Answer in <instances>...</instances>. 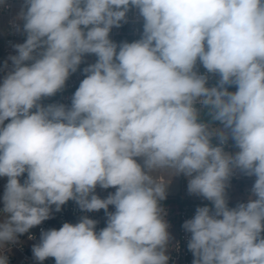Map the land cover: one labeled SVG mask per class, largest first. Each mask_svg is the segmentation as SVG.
I'll list each match as a JSON object with an SVG mask.
<instances>
[{
	"label": "clouds",
	"instance_id": "9594fccd",
	"mask_svg": "<svg viewBox=\"0 0 264 264\" xmlns=\"http://www.w3.org/2000/svg\"><path fill=\"white\" fill-rule=\"evenodd\" d=\"M130 8L141 37L117 44ZM19 19L26 39L0 82V264L70 200L103 209L106 226L82 216L41 230L36 261L168 264L161 201L178 175L211 204L182 224L192 264H264V0H23ZM86 55L71 105H44ZM236 172L255 180L229 207Z\"/></svg>",
	"mask_w": 264,
	"mask_h": 264
},
{
	"label": "built area",
	"instance_id": "2783aa9c",
	"mask_svg": "<svg viewBox=\"0 0 264 264\" xmlns=\"http://www.w3.org/2000/svg\"><path fill=\"white\" fill-rule=\"evenodd\" d=\"M23 0H6V3L0 4V82L6 72L3 70L4 62L10 55H16L12 45L23 43L26 35L15 30L16 25L22 29L23 22L19 19V13ZM143 31V20L139 16L138 10L130 8L127 13V22L122 23L119 28H113L110 33V38L117 44L127 41L133 42L140 39ZM96 57L94 55H86L84 61L79 66L76 73L70 75L66 81L65 87L55 96L42 100L44 105L50 103H63L66 106L71 105V97L75 90L79 87L82 79L85 78L83 68L88 64L94 63ZM11 67V61H8ZM201 72L205 70L201 67ZM216 78L210 79V84L215 83ZM235 87H229V91H235ZM204 119H210L207 116ZM8 121H5L7 123ZM231 144V141L229 142ZM23 182V176L20 178ZM255 177H246L239 172H236L231 180L230 186L227 188V197L229 207H234L238 202H245L248 199L249 190L254 183ZM162 181V180H161ZM7 183V177H0V209L3 208L2 196L4 186ZM108 189H102L99 186L96 189L97 195L106 194ZM211 206L210 202L203 197L199 198H183V200L175 205L173 218L177 227V236L169 245L167 254L170 259L168 264H192L193 254L187 248V241L190 234L186 233L182 224L185 220L194 216L198 206ZM82 216H88L96 220L97 231L106 226V215L103 210L96 212L82 211L74 201H68L62 206L61 211L56 212L53 206L52 218L42 222L41 225L33 227L28 233L19 235L17 242L5 245L2 249L4 255L8 258V264H55L52 257L45 259L43 262H38L33 257L32 246L39 242L41 230L59 229L63 223H77ZM29 237H32L31 239Z\"/></svg>",
	"mask_w": 264,
	"mask_h": 264
},
{
	"label": "rangeland",
	"instance_id": "374dc122",
	"mask_svg": "<svg viewBox=\"0 0 264 264\" xmlns=\"http://www.w3.org/2000/svg\"><path fill=\"white\" fill-rule=\"evenodd\" d=\"M226 151H235L234 147H228L226 146L225 148ZM170 173H161L160 174V179L163 182H167L170 179ZM109 193L100 195V197L106 198L107 195ZM181 196L182 198H199V196L196 195H191L189 194L188 190H187V178L184 177L183 175H178V176H174L171 181L170 184L168 186L167 189V194H166V199H171L174 198L176 196ZM162 207L166 210V220L170 225L169 231L171 234V241L170 244L175 240L176 236H177V227L173 218V213H174V209H175V202H170V203H163L161 204ZM109 211H114V207L113 206H109ZM105 213V212H104ZM169 244V245H170Z\"/></svg>",
	"mask_w": 264,
	"mask_h": 264
},
{
	"label": "trees",
	"instance_id": "16d2710c",
	"mask_svg": "<svg viewBox=\"0 0 264 264\" xmlns=\"http://www.w3.org/2000/svg\"><path fill=\"white\" fill-rule=\"evenodd\" d=\"M26 177V174H24V176H23V179ZM183 200V198L179 195V196H176V197H174V198H171V199H165V200H163V201H161V204H163V203H170V202H175V204H178V203H180L181 201ZM103 210V209H102ZM103 212H104V210H103ZM105 214V213H104Z\"/></svg>",
	"mask_w": 264,
	"mask_h": 264
},
{
	"label": "crops",
	"instance_id": "0c3cea01",
	"mask_svg": "<svg viewBox=\"0 0 264 264\" xmlns=\"http://www.w3.org/2000/svg\"><path fill=\"white\" fill-rule=\"evenodd\" d=\"M114 191H115L114 188H109L108 191H107V193L114 192Z\"/></svg>",
	"mask_w": 264,
	"mask_h": 264
}]
</instances>
